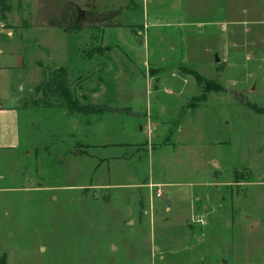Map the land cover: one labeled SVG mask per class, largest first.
Wrapping results in <instances>:
<instances>
[{
  "label": "rangeland",
  "instance_id": "rangeland-1",
  "mask_svg": "<svg viewBox=\"0 0 264 264\" xmlns=\"http://www.w3.org/2000/svg\"><path fill=\"white\" fill-rule=\"evenodd\" d=\"M8 1L0 264H264V0ZM70 2L94 24L56 26ZM60 66L112 109L31 106ZM174 70L187 106L135 102ZM149 179L162 197L136 188Z\"/></svg>",
  "mask_w": 264,
  "mask_h": 264
},
{
  "label": "trees",
  "instance_id": "trees-1",
  "mask_svg": "<svg viewBox=\"0 0 264 264\" xmlns=\"http://www.w3.org/2000/svg\"><path fill=\"white\" fill-rule=\"evenodd\" d=\"M11 10V5L8 0H0V17L7 18V12ZM59 20L55 21L56 26L66 28L69 33H77L84 30L85 23H93V19L87 17L82 22L77 21L79 11L78 6L74 2L67 3ZM36 94L42 95V98H31V106L43 108L49 107L56 99L60 105H66L73 114L80 115H103L109 112L112 108L107 105L98 103H81L71 91V83L68 75V68L60 66V68L50 69L47 72L46 78L40 82L35 88ZM30 105V104H29Z\"/></svg>",
  "mask_w": 264,
  "mask_h": 264
},
{
  "label": "crops",
  "instance_id": "crops-1",
  "mask_svg": "<svg viewBox=\"0 0 264 264\" xmlns=\"http://www.w3.org/2000/svg\"><path fill=\"white\" fill-rule=\"evenodd\" d=\"M171 74H172V76H171L170 79L166 78V80L168 79L167 81H169V82H167L165 85H162L161 89L158 88L156 90V92H157L156 96H153L154 92L153 91L151 92L150 89L147 88V87L140 88V90L132 89V90H130V92H131L130 94H132V95L134 94L133 98H134L135 102H137V101L139 102L140 100L143 99V94L142 93L145 91L144 92L145 94L148 93V94H146V97H145L147 104L150 101H154V103H155L157 100H159V103H157V107L159 106V109L161 110L160 113H162L165 110L164 108H167V105H168V108H169L170 103L172 105L176 106V104H175V102H176L179 105V108H181V106L185 107V106H187V103H186L187 99L189 98V95L191 94V92H190L191 88H188L189 85H188V82L186 83L187 80L183 76L179 75L176 72V70L171 72ZM159 93H161L160 95H162V97H160V95H158ZM82 94L83 93H81L80 95H82ZM138 94H140V95H138ZM87 95H89V94H87ZM137 95H138V97H137ZM92 102L93 103H98V104L101 103V102H94V101H92ZM104 104H106V103H104ZM141 108H145V106L141 107ZM151 108H152V105H151ZM180 113L182 114V112H180ZM184 113L185 112H183V114H182L183 116H184ZM160 115H162V114H160ZM178 125L181 127L182 121H180ZM140 130H142V129H140ZM113 144H115V143H113ZM173 144H175V145L177 144V146H179L180 149L185 150L186 153L188 152L189 148L191 147L185 141H183V142L180 141L179 143L173 142ZM127 145H129V144H127ZM136 145H137V143H132L130 146H134L135 149H136V147H137ZM150 149L153 152L154 149L148 147V151H150ZM143 150H147V149H143ZM119 158H126V156H124V155L123 156H119ZM163 184L164 183L159 182V181L156 182L154 179L153 180L149 179L146 182H142L141 184L136 185V188H142V187L145 186L151 192H155L156 191V194H157L158 190L161 191L160 187ZM208 184H209V182L205 181V183L203 185L205 186V185H208ZM156 196L157 197H162L163 196L162 191H161V195L160 196H158V195H156ZM193 198H194V200L197 199V198H195V194H193ZM167 201H170V200H167ZM170 204H172L171 201H170ZM192 211H193V209H192Z\"/></svg>",
  "mask_w": 264,
  "mask_h": 264
},
{
  "label": "water",
  "instance_id": "water-1",
  "mask_svg": "<svg viewBox=\"0 0 264 264\" xmlns=\"http://www.w3.org/2000/svg\"><path fill=\"white\" fill-rule=\"evenodd\" d=\"M78 11H79V15H78V18H77V21H80L82 19H84L85 17V11L83 9H81L80 7H78ZM219 59L217 58V61ZM169 204H170V201H167Z\"/></svg>",
  "mask_w": 264,
  "mask_h": 264
},
{
  "label": "built area",
  "instance_id": "built-area-1",
  "mask_svg": "<svg viewBox=\"0 0 264 264\" xmlns=\"http://www.w3.org/2000/svg\"><path fill=\"white\" fill-rule=\"evenodd\" d=\"M157 195L160 196L161 195V191H159Z\"/></svg>",
  "mask_w": 264,
  "mask_h": 264
}]
</instances>
